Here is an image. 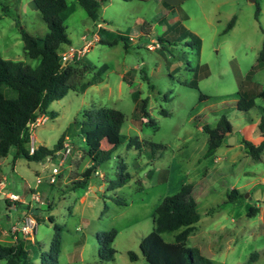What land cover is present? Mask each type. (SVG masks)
Here are the masks:
<instances>
[{
	"label": "rangeland",
	"instance_id": "374dc122",
	"mask_svg": "<svg viewBox=\"0 0 264 264\" xmlns=\"http://www.w3.org/2000/svg\"><path fill=\"white\" fill-rule=\"evenodd\" d=\"M1 1L8 11L0 10V55L36 65L37 60L24 55L19 31L24 28L34 36H43L47 25L33 0ZM224 1L200 0V6L195 0H187V19L176 10L160 23L156 19L162 8L156 0H108L101 5L95 22L75 0H66L63 25L71 44L63 46L61 55L72 52L71 48L79 50L76 57L95 67L73 79L78 91L69 90L50 103L49 110L57 113L54 118L47 116L44 123L30 127L35 146L52 148L63 133L68 137L62 143L68 141L70 151L53 184L48 174L57 160L16 158L10 170L15 148L0 157L1 245L15 243L9 229L27 208L6 194L28 200L39 175L37 190L44 203H33L31 210L39 220L31 241L25 242L32 264H39L42 254L48 258L55 225L61 227L56 264H147L139 243L153 228L156 205L182 185L192 183L200 218L187 246L214 264H264V150L260 159L254 160L240 143L241 138L254 144L262 140L257 123L264 115V99L255 95L264 89V63L257 60L264 32V0ZM229 13L235 14L237 22L223 33ZM143 26L148 27L144 30ZM140 30L142 35H138ZM185 31L200 38L199 48L190 36H184ZM120 35L127 36L126 40L118 39ZM115 38L113 45L100 42ZM103 65L102 79L85 87ZM239 92L254 97V106L248 111L237 109ZM201 95L206 98L201 100ZM144 98L148 99L147 110L156 130L139 110ZM103 106L124 113L121 133L165 148L151 153L145 146L138 150L124 143L93 174L92 188L71 189L72 180L80 178L93 153L84 151L78 122L83 110ZM162 109L168 114H162ZM222 115L231 123L235 141L229 144L227 137L215 154L205 157L208 137L202 126L216 127ZM119 158L132 178L116 190H107L104 180L114 177ZM233 187L243 193V202L225 203L226 192ZM112 229L116 231L111 244L114 259L99 262V255H106L107 250H100L96 235ZM163 236L172 240V235ZM129 251L137 255L136 260L129 259Z\"/></svg>",
	"mask_w": 264,
	"mask_h": 264
},
{
	"label": "trees",
	"instance_id": "16d2710c",
	"mask_svg": "<svg viewBox=\"0 0 264 264\" xmlns=\"http://www.w3.org/2000/svg\"><path fill=\"white\" fill-rule=\"evenodd\" d=\"M75 1L84 9L90 20L95 22L98 20L101 5L108 0ZM33 2L41 19L47 25L48 32L43 36H34L24 28H20L19 33L23 42L24 55L29 59L37 60V64L32 66L23 60L5 59L0 55V157L7 156L9 150L12 147L15 148L10 170L13 169L16 158L40 162L48 156H54L55 152L62 147L65 133L58 138L52 148L38 145L30 154L27 147L30 141V124L41 114L54 118L57 113L49 110L50 103L64 97L69 90L78 91V86L73 79L83 77L95 67L82 62L76 55L66 65L62 64L63 46L71 44L66 27L63 25V13L67 8L66 0H33ZM0 10L5 14L8 11L7 5L1 0ZM259 11L260 8L257 6L256 18H258ZM234 21L235 17H232L222 32L230 30ZM184 36H190L195 46L200 47V38L194 33L185 31ZM126 38L124 35L118 37L123 41ZM100 42L113 45L117 40L116 38L114 40L101 39ZM257 60L264 63V32ZM105 70L106 65L101 66L96 76L89 80L85 87L99 82L102 79L100 73ZM150 87L153 88L152 85ZM239 94L237 109L248 111L254 106V97L247 98L242 93L239 92ZM255 96L264 99V89L257 92ZM204 98L206 96H200L201 100ZM147 103V98L142 99L139 110L143 117L148 118V124L153 130H156L157 125L148 113ZM161 113L168 114L164 109ZM124 120V113L111 107L103 106L98 109L83 110L82 120L78 122L79 135L84 142L85 153L93 152L92 159L80 178L72 180L69 188H88L93 174L97 173L100 167L111 159L113 151L124 143L127 147L134 146L138 150L145 146L151 153L165 148L163 144L139 139L137 135L127 137L121 133ZM202 129L208 137L205 157L213 155L232 133V125L225 115L220 117L216 127L203 125ZM257 129L262 136L260 143L254 144L245 138L240 140L245 152L254 160H259L264 150V115H261ZM131 178L127 166L119 158L114 177L107 176L104 180L107 184L106 189L116 190ZM192 191V183L184 184L177 193L164 197L156 205L153 214V228L141 238L139 243L140 251L147 264H214L210 258L186 244L200 218ZM226 196L225 203H241L244 198L240 189L235 187L229 189ZM5 200L9 203L8 199L5 198ZM114 200L123 203L119 199L114 198ZM47 208L49 209L50 205H47ZM36 219L39 220L38 215ZM49 220L53 222L52 217H49ZM54 227L55 232L50 242L48 258L42 254L39 264H56L57 262L61 251V227L57 225ZM165 234L172 235V240H166L163 236ZM115 236L114 229L96 235L100 250H107L106 255H99V262L114 259L115 249L111 244ZM26 241L28 240L19 236L13 245L0 244V261L4 264H32L25 245ZM128 256L131 261L137 259L134 252L129 251Z\"/></svg>",
	"mask_w": 264,
	"mask_h": 264
},
{
	"label": "built area",
	"instance_id": "2783aa9c",
	"mask_svg": "<svg viewBox=\"0 0 264 264\" xmlns=\"http://www.w3.org/2000/svg\"><path fill=\"white\" fill-rule=\"evenodd\" d=\"M70 53L68 54H63L62 55V59L61 61L64 62L68 57H66V55H72L69 56V58L75 56L77 53H80L79 50H75L73 48H71ZM47 119V115L45 114H41L39 115L35 121L33 123L30 124V127L32 125H36V124H41L44 123ZM65 140H68V137H65ZM28 151L30 154H32L36 147L34 144V141L32 140V137L30 135V141L28 142ZM70 151V146L68 144V141H64L62 144V147L57 150L55 152L54 156H48L46 157L43 161H50L51 159H55L57 160V165H54L51 168L50 173L48 174V181L49 183L53 184L56 181L57 176L60 174L61 172V166L64 163V158L65 156L69 153ZM41 183V179L40 176L37 175V179H36V185L34 187L31 188V192H30V196L28 200L25 199H20L21 197L12 193H7L6 194V198H8L9 200H11L12 202L15 201H20L24 204H26L27 208L25 210H23V212L21 213V215L19 216V218L15 221V223L11 226V228L9 229L10 234L12 235V237L14 238V240L16 241L17 238L19 236H21L23 239L29 240L31 241L33 233L35 232L36 226H37V221L34 218V209L33 211L31 210L33 207V203L34 201H38L39 204H43L44 202H42L40 200V196H39V191L37 190V185ZM264 183V182H263ZM14 204V203H13ZM28 210V211H27ZM32 212H29V211Z\"/></svg>",
	"mask_w": 264,
	"mask_h": 264
},
{
	"label": "crops",
	"instance_id": "0c3cea01",
	"mask_svg": "<svg viewBox=\"0 0 264 264\" xmlns=\"http://www.w3.org/2000/svg\"><path fill=\"white\" fill-rule=\"evenodd\" d=\"M128 1H130V0H128ZM140 1H145V2H147V1H149V0H140ZM157 1V3L160 5V7L162 8V14H161V16H160V18L159 19H156L157 21H159L160 23L161 22H163V21H165V19L167 18L166 16H168L169 14H171V13H174L176 10H178V12H179V10H181V12H182V15H180L181 16V18L182 19H187L188 17H189V12H188V10L185 8V3H186V1L187 0H156ZM199 5H200V0H195ZM211 1H215V3L216 4H219V3H223V2H225L224 0H211ZM238 1V0H237ZM201 6V5H200ZM200 14L201 15H204V13L202 12V10H201V12H200ZM216 17H219V13L216 15ZM227 17H230L229 18V20L232 18V17H235V22H234V24H233V26L232 27H234V25H235V23L237 22V17L235 16V14L233 13V14H227ZM177 23H179V19L176 21ZM99 27H101L102 29L101 30H104V26H103V24L101 23V22H98V24H97ZM102 25V26H101ZM154 25H156V23H154L153 25H152V27H154ZM147 27L148 26H143L142 28L144 29V30H146L147 29ZM232 27L230 28V30L232 29ZM142 29V30H143ZM141 31V30H140ZM135 32V31H134ZM134 32H132V34H134ZM138 35H142V31L141 32H139L138 33ZM131 35H129V37H130ZM137 36V35H136ZM197 36V35H196ZM127 37V36H126ZM262 137V136H261ZM235 141V140H234ZM220 149V147L216 150V151H218ZM215 154V153H214ZM262 182H264V178H263V180H262ZM90 188H92V186L91 185H89L88 186V189H90ZM96 188H93V190H95ZM100 189H103V187L100 185ZM0 198H2V194L0 195Z\"/></svg>",
	"mask_w": 264,
	"mask_h": 264
},
{
	"label": "water",
	"instance_id": "95a60500",
	"mask_svg": "<svg viewBox=\"0 0 264 264\" xmlns=\"http://www.w3.org/2000/svg\"><path fill=\"white\" fill-rule=\"evenodd\" d=\"M254 1V0H253ZM71 57L66 59L64 62H63V65H66L67 63H69L71 61ZM228 142L229 144H233L234 143V137L233 136H228ZM247 195V194H246Z\"/></svg>",
	"mask_w": 264,
	"mask_h": 264
}]
</instances>
